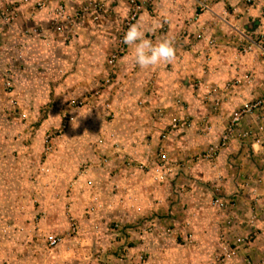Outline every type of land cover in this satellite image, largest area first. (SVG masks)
<instances>
[{
    "label": "rangeland",
    "instance_id": "374dc122",
    "mask_svg": "<svg viewBox=\"0 0 264 264\" xmlns=\"http://www.w3.org/2000/svg\"><path fill=\"white\" fill-rule=\"evenodd\" d=\"M68 1L74 3L65 7L67 20L52 25L55 0H0V264L221 263L224 246L219 230H209V197L193 203L176 193L168 178L177 161L164 149L167 162L158 157L160 145L189 129L208 135V115L193 118L176 97L169 107L153 108L163 127L143 136L142 153L122 140L143 121L142 103L116 110L112 88L120 58L134 48L123 43L124 34L151 4L139 0L141 10L127 25L131 0H90L99 6L90 11ZM115 48L124 52L111 73L105 60ZM192 88L209 111V84L200 89L195 81ZM69 100L82 102L71 108ZM67 114L72 121L63 128ZM174 114L186 126L162 140ZM211 145L188 161L208 165ZM115 166L130 169L132 186L142 190L115 182ZM165 184V193L153 192Z\"/></svg>",
    "mask_w": 264,
    "mask_h": 264
},
{
    "label": "crops",
    "instance_id": "0c3cea01",
    "mask_svg": "<svg viewBox=\"0 0 264 264\" xmlns=\"http://www.w3.org/2000/svg\"><path fill=\"white\" fill-rule=\"evenodd\" d=\"M76 2L79 9L87 4L83 0ZM200 2L205 3V10L197 8ZM71 3L74 2L64 1L68 9L73 8ZM150 4L136 24L142 27L145 37L152 35L158 43L165 38L174 40L176 58L168 64L141 69L134 63V48H126L118 62L111 97L114 108L133 100L141 102L143 121L127 131L123 143L128 150L142 153L146 147L143 136L153 132V125L163 127L153 117V108L169 107L176 97L188 104L187 113L193 118L208 115V135L196 134L192 128L165 144L164 151L177 161L168 180L174 191L190 202L196 203L204 193L210 205L215 197L223 203L233 202L220 210L209 207V230H219V246L230 254L224 264H264V152L260 146L264 132L252 139L232 138L208 165L188 161L208 142L217 140L230 115L240 106L257 99L264 103V58L254 50H241L243 38L264 35V0H151ZM46 9L40 12L45 14ZM195 81L200 89L207 84L209 88H221L229 83L220 94L217 108L211 105L207 111L200 107L195 97L199 90L192 88ZM256 116L257 111L243 116L240 130L254 129ZM124 170L115 166V182H126L131 191L142 190L132 186L130 180L135 175L129 173L130 169ZM144 180L140 177L136 182L143 185ZM165 187L166 184L153 192L165 193ZM229 245L232 249H225Z\"/></svg>",
    "mask_w": 264,
    "mask_h": 264
},
{
    "label": "built area",
    "instance_id": "2783aa9c",
    "mask_svg": "<svg viewBox=\"0 0 264 264\" xmlns=\"http://www.w3.org/2000/svg\"><path fill=\"white\" fill-rule=\"evenodd\" d=\"M64 1L65 0H55L54 7L51 8V12H52L51 18H49L50 19L49 21L52 25L62 24L64 23V21L67 20L68 17L65 13ZM142 2L150 3L151 0H142ZM142 2L139 0L130 1V11H129V15L127 18V21H128L126 23L127 25L129 22H133L135 18L137 17L138 11L141 10L140 4ZM36 5L42 8V4L36 3ZM96 7H99L98 4L88 1L86 6H84L82 10L85 11L88 8L90 10L91 9L94 10ZM197 8L205 10L206 5L205 3L200 2L198 3ZM243 43L244 45H243V48H241V50L248 51V52L254 50L259 56L264 58V35H257L254 38L245 37L243 38ZM123 52H124V48H115L108 55L107 59L105 60V65L109 72L113 73L116 67L117 61L120 58V56L123 54ZM109 81L110 80L108 78H105L103 80V85L109 84ZM228 87H229V83L224 84L221 88L217 86H212L209 88V96H210L209 102L211 103L212 108L215 109L219 106L220 94L222 93L223 90H226ZM96 94L98 93L95 92L94 95ZM81 102L82 101L77 102L75 100H69L68 106L71 108H77L78 107L77 105H80ZM255 111H257L256 127L254 129H247L245 131H241L240 130V120L243 118V116L252 114ZM64 117L65 118H64L63 126H62L63 128L67 127L69 123L72 121V117L70 114H67ZM185 126H186L185 119L178 117L177 114L172 115L170 119L168 120V124L166 126L167 131H164V133L161 135V139L166 140L168 135L171 132L179 131ZM263 132H264L263 99H257L249 103L243 104L230 115L229 120L226 126L224 127L223 132L220 135V138L218 139L216 144H212L211 146H209L208 151H206L207 152L206 157L209 158V161L214 160L217 157L218 153L221 150L225 149L229 141L234 137L239 138L240 140L252 139L256 137L257 133L261 134ZM260 146L264 152V140L260 142ZM163 149H164L163 146L160 145L158 148V157L161 163H166L167 159L165 158ZM158 178H159V181L164 180L163 175H159ZM232 205H233V202L227 201L223 203L218 197L213 198L211 201V206L217 208L218 210L226 206H232ZM57 241H58L57 239H54L51 237H49L47 240L49 245L56 244ZM229 257H230L229 252L224 253V258L221 260V263H218V264H224V260L227 261Z\"/></svg>",
    "mask_w": 264,
    "mask_h": 264
},
{
    "label": "clouds",
    "instance_id": "9594fccd",
    "mask_svg": "<svg viewBox=\"0 0 264 264\" xmlns=\"http://www.w3.org/2000/svg\"><path fill=\"white\" fill-rule=\"evenodd\" d=\"M123 43L134 46V63L141 69L168 64L176 58L174 40L162 39L153 44L150 39L145 38V33L139 24H132L123 37Z\"/></svg>",
    "mask_w": 264,
    "mask_h": 264
}]
</instances>
